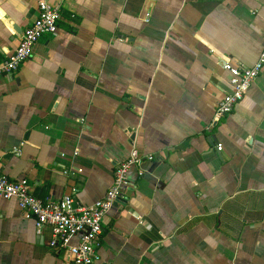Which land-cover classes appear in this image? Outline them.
I'll list each match as a JSON object with an SVG mask.
<instances>
[{"label":"crops","instance_id":"obj_1","mask_svg":"<svg viewBox=\"0 0 264 264\" xmlns=\"http://www.w3.org/2000/svg\"><path fill=\"white\" fill-rule=\"evenodd\" d=\"M48 2L57 31L0 76V173L89 206L135 146L154 159L104 215L97 264H264V67L214 118L222 60L251 66L263 48L264 0ZM36 16L0 0V61ZM50 237L0 200V264H72Z\"/></svg>","mask_w":264,"mask_h":264},{"label":"built area","instance_id":"obj_2","mask_svg":"<svg viewBox=\"0 0 264 264\" xmlns=\"http://www.w3.org/2000/svg\"><path fill=\"white\" fill-rule=\"evenodd\" d=\"M34 2L37 16L22 30L14 50L0 61V76L12 74L28 60L34 44L42 35L57 31L59 7L53 6L48 0ZM222 66L230 72L231 91L225 93L217 102L214 111L216 119L232 111L262 71L264 45L251 66H234L225 60H222ZM217 149L220 150L221 146L218 145ZM153 159L151 153L141 154L133 146L127 158L116 164L112 184L104 195L89 206L77 204L73 195H65L57 200H43L31 192L26 178L10 179L1 173L0 200L15 199L24 216L35 220L38 233L42 226L48 225L51 228V237L47 244L49 249L62 253L72 264H97L104 215L128 188L129 169ZM73 238H77L76 243H71Z\"/></svg>","mask_w":264,"mask_h":264}]
</instances>
